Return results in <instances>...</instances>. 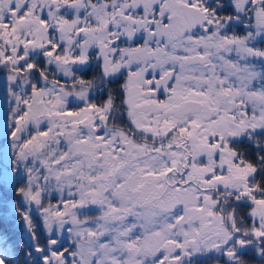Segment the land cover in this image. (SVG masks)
I'll return each mask as SVG.
<instances>
[{
	"label": "snow or ice",
	"instance_id": "snow-or-ice-1",
	"mask_svg": "<svg viewBox=\"0 0 264 264\" xmlns=\"http://www.w3.org/2000/svg\"><path fill=\"white\" fill-rule=\"evenodd\" d=\"M0 264H264V0H0Z\"/></svg>",
	"mask_w": 264,
	"mask_h": 264
}]
</instances>
